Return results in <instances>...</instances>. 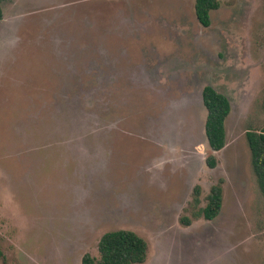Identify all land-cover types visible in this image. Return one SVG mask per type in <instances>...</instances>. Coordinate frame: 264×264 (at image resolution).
<instances>
[{
  "label": "rangeland",
  "instance_id": "374dc122",
  "mask_svg": "<svg viewBox=\"0 0 264 264\" xmlns=\"http://www.w3.org/2000/svg\"><path fill=\"white\" fill-rule=\"evenodd\" d=\"M0 264H81L110 230L142 264H264L246 133L264 126V0H0ZM231 101L205 133L204 86ZM210 155L217 166L206 163ZM225 179L212 220L180 217Z\"/></svg>",
  "mask_w": 264,
  "mask_h": 264
},
{
  "label": "trees",
  "instance_id": "16d2710c",
  "mask_svg": "<svg viewBox=\"0 0 264 264\" xmlns=\"http://www.w3.org/2000/svg\"><path fill=\"white\" fill-rule=\"evenodd\" d=\"M221 0H195V13L204 26L211 24V12L220 7ZM2 10L0 8V17ZM203 103L207 109L205 133L209 147L213 151L222 150L227 144L226 119L231 112L229 97L212 85L202 90ZM264 108V99H263ZM251 151V162L257 177L259 188L264 196V126L260 131L249 130L246 133ZM209 167L217 166V157L206 158ZM225 179L221 177L213 184L206 195V204L202 205V187L197 184L193 189L192 200L185 209L189 214L180 217L183 225H190L194 219L212 220L219 215L223 206V190ZM149 254L148 241L131 229H115L105 232L98 243V255L87 252L81 264H142ZM4 252L0 244V260Z\"/></svg>",
  "mask_w": 264,
  "mask_h": 264
}]
</instances>
